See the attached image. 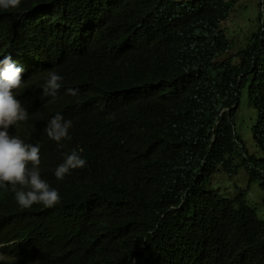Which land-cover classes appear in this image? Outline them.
<instances>
[{"label": "trees", "instance_id": "trees-1", "mask_svg": "<svg viewBox=\"0 0 264 264\" xmlns=\"http://www.w3.org/2000/svg\"><path fill=\"white\" fill-rule=\"evenodd\" d=\"M260 5V27L234 57L227 0L0 9V60L23 68L13 94L29 113L8 132L40 148L41 179L60 197L22 208L13 187L23 186L0 184V264H264V219L247 192L209 189L216 174L244 169L264 207ZM53 69L62 77L55 97L43 94ZM245 96L257 154L239 133ZM57 115L72 121L59 143L45 131ZM73 150L85 167L57 179Z\"/></svg>", "mask_w": 264, "mask_h": 264}, {"label": "clouds", "instance_id": "clouds-1", "mask_svg": "<svg viewBox=\"0 0 264 264\" xmlns=\"http://www.w3.org/2000/svg\"><path fill=\"white\" fill-rule=\"evenodd\" d=\"M20 4L21 0H0V9H15ZM22 71L23 68L13 62L10 55L0 60V129H3L0 131V184L23 186L21 190L13 187L16 201L22 208H30L34 204L52 207L59 202L60 197L55 189H51L49 184L41 179L38 168L40 148L37 145L26 144L18 136H10L8 132L10 126L26 121L29 115L13 94L14 89L21 87ZM46 75L43 94L55 97L61 87L59 82L62 77L55 69L47 71ZM66 94L75 96L77 91L69 88ZM71 127L72 121L57 115L48 122L45 131L50 139L59 143L70 138ZM85 165V159L73 150L54 174L57 179L63 180L70 170L83 168Z\"/></svg>", "mask_w": 264, "mask_h": 264}, {"label": "rangeland", "instance_id": "rangeland-1", "mask_svg": "<svg viewBox=\"0 0 264 264\" xmlns=\"http://www.w3.org/2000/svg\"><path fill=\"white\" fill-rule=\"evenodd\" d=\"M188 2L190 0H178ZM233 3V13L229 21L223 25V30L227 38L234 47L231 55L233 57L241 50L245 49L251 37L260 27V17L262 0H227ZM238 60L235 61L237 63ZM256 113L248 107V100L245 96L242 100V109L239 113V133L245 142L250 154H257L251 134V126L254 124ZM3 129H0L2 131ZM261 154L258 152V157ZM209 189L218 191L223 197L232 198L240 191L247 192V201L255 206L258 215L264 219V207L262 206L263 193L259 183H251L244 169L233 177L224 173L216 174L209 185Z\"/></svg>", "mask_w": 264, "mask_h": 264}]
</instances>
